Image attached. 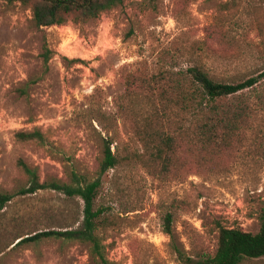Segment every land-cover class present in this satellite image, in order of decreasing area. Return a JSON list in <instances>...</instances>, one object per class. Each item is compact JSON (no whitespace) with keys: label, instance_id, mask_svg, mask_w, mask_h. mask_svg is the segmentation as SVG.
I'll list each match as a JSON object with an SVG mask.
<instances>
[{"label":"rangeland","instance_id":"rangeland-1","mask_svg":"<svg viewBox=\"0 0 264 264\" xmlns=\"http://www.w3.org/2000/svg\"><path fill=\"white\" fill-rule=\"evenodd\" d=\"M44 45L53 53L47 67ZM192 66L221 82L263 72L264 0H127L97 20L44 28L28 7L0 1V192L25 185L19 161L36 168L40 182H68L71 171L92 181L110 137L121 163L103 177L98 198L108 264H181L177 251L213 255L217 223L255 234L264 208V79L242 95L253 113L233 136L231 155L206 153L204 169L180 177L155 175L131 158L141 153L132 122L146 114V102L134 98L141 81ZM99 110L113 117L111 128L96 122ZM36 130L46 146L15 138ZM81 210L79 200L47 189L15 196L0 211V264H102L76 242L10 245L76 228Z\"/></svg>","mask_w":264,"mask_h":264},{"label":"trees","instance_id":"trees-1","mask_svg":"<svg viewBox=\"0 0 264 264\" xmlns=\"http://www.w3.org/2000/svg\"><path fill=\"white\" fill-rule=\"evenodd\" d=\"M7 4L19 3L30 9L31 20L37 28L63 25L68 21L88 22L97 20L106 11L115 9L127 0H0ZM152 1V0H149ZM52 52L43 46V64ZM264 79V71L237 82H221L213 79L200 66H192L177 72L159 73L142 80L139 92L134 98L146 102L143 119L133 116L134 142L141 153L131 158L155 175L180 177L188 170L204 169L206 153L231 155L235 145L233 136L240 130L251 111L242 95L255 88ZM99 126L111 128L113 117H107L101 110L93 112ZM101 118V119H100ZM106 123V124H105ZM110 131V130H108ZM107 131V134H108ZM110 133V132H109ZM19 142H36L46 146L44 135L33 132H17ZM113 139L102 140V156L98 177L92 181L71 171L68 182L50 180L40 182L37 169L22 161L18 166L24 175L25 185L16 192H0V211L15 196H25L39 190H51L70 200H79L82 205L81 222L76 228L44 230L18 236L10 244L13 247L38 243L53 238L66 242L87 245L92 258L108 264L99 236L103 226L104 211L98 198L103 177L120 163L118 154L111 150ZM130 159L124 160L129 162ZM260 226L253 233L239 228H228L217 223L216 250L211 254H196L189 257L177 251L181 264H241L245 260L264 257V208L259 215ZM171 217L165 218V233L171 236Z\"/></svg>","mask_w":264,"mask_h":264}]
</instances>
